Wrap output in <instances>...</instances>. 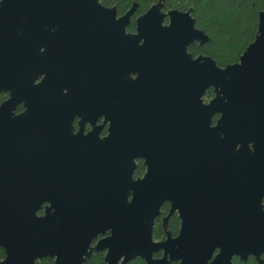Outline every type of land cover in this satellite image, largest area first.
I'll return each mask as SVG.
<instances>
[{
    "label": "flooded vegetation",
    "instance_id": "obj_1",
    "mask_svg": "<svg viewBox=\"0 0 264 264\" xmlns=\"http://www.w3.org/2000/svg\"><path fill=\"white\" fill-rule=\"evenodd\" d=\"M157 2L137 13L136 1L128 8L119 9L113 2L98 0L102 9L114 8L115 16H106L100 11L95 21L76 14L65 18L47 17L38 28L39 32L12 36L15 40L0 43V50L4 51L0 55V108L9 101L10 106L4 108L3 116L9 112L13 117L26 113L30 127L27 132L0 129V199L11 201L10 222L14 227L8 232L11 238H19L27 228L28 231L40 229L37 227L39 218L54 215L57 226L58 217L92 206L96 199L92 202L89 199L95 194V188L87 184L92 179L87 168L117 164V154L105 139L109 132L180 134L175 139L177 145L167 153L157 151L151 156L156 165L155 176L160 182L158 190L165 188L164 183L173 192L164 199L154 219L153 228L159 225L162 231L159 238H154L152 230L155 241L165 240L167 231L172 239L180 234L183 220L178 205L182 204L172 200L229 197L223 189L264 190L262 186H255L264 176L261 168L264 164L254 161L247 166L241 161L240 139L247 132L216 129L221 112L208 109L215 97V88L204 89L202 82L197 86L191 80L190 83L171 81L170 70L159 73L161 66L149 64L153 56L149 55L148 48L154 47V43H146L144 36L138 33L137 19ZM162 3V25L170 23L169 11L185 13L190 10L189 15L197 28L192 6L183 9L167 7L165 0ZM131 8L128 19H122ZM203 33L208 38L206 41L194 39L186 47L192 59L211 57L203 50L209 41V36ZM181 67L189 72L192 66ZM201 68V65L194 67V76ZM202 72L200 70V80L204 76ZM175 76L188 79L191 74L184 71ZM183 132L190 134L198 145L194 141L192 144L191 139L181 138ZM250 133L255 140L264 132ZM253 143L246 145L251 152L261 146ZM148 157L143 155L135 159L134 179H144ZM104 189L98 188L100 195ZM103 198L105 196L100 199ZM254 198L260 199L264 208V193ZM64 200L68 201L65 207ZM96 201L98 212L103 213L105 205ZM228 209L223 207L225 214L211 220L201 214L189 215L185 218L186 228L189 231L212 229L216 223L230 220ZM22 214L29 219H21ZM207 222L211 225H205ZM43 225L41 230L48 231L47 219ZM109 235V230L99 231L88 242L87 248L80 252L84 258L81 264L93 255L101 256L103 264H107L104 260L107 249L99 243ZM40 237L41 233H36L34 244H38ZM27 240L19 243V248L26 247ZM33 242L28 241V246ZM0 250L3 253L1 262L7 253L2 245ZM84 252H89V256ZM217 253L215 249L209 261ZM17 254L25 264H50L49 261L55 264L56 256H36L31 260L27 250H18ZM161 256L162 250L153 253V258ZM250 257L253 256L240 260L234 255L229 264L236 258L246 262ZM178 263L172 261L170 264Z\"/></svg>",
    "mask_w": 264,
    "mask_h": 264
},
{
    "label": "water",
    "instance_id": "obj_2",
    "mask_svg": "<svg viewBox=\"0 0 264 264\" xmlns=\"http://www.w3.org/2000/svg\"><path fill=\"white\" fill-rule=\"evenodd\" d=\"M162 1L158 0L137 19L138 33L144 36L146 43H154V47L148 48L149 55L153 56L149 64L161 66L159 73L170 70V76L173 74L169 79L171 81L185 80L190 83L191 80L197 86L202 82L204 89L213 86L215 97L210 101L208 109L221 112L216 129L221 132H247L240 139L241 161L247 166L254 161L264 164V133L257 135L255 140L250 133L264 132V10L258 15L256 35L239 60L220 68L211 57L192 59L186 52L187 45L194 39L202 42L208 39L202 30L195 28L194 19L189 15L190 10L185 13L169 11L171 21L168 25H162ZM132 10L122 19H128ZM100 11L106 16H115L114 8L102 9L98 0H0V43L15 40L12 36L39 32L38 28L47 17L65 18L76 14L80 18L86 16V19L95 21ZM3 52L0 50V55ZM187 65L192 66L189 72L187 68L181 67ZM200 65L204 74L201 80L200 70L197 69V75L194 76V67ZM184 71L191 74L188 79L175 76ZM9 106L10 102L6 101L5 106L0 108V129H21L27 132L30 127L27 125L26 113L13 117L9 112L6 117L3 116L4 108ZM182 135L183 139H191L187 132ZM179 136V133L174 132H109L105 139L117 154V164L113 163L110 167L96 165L91 170L87 168L92 178L91 183L87 184L95 188V194L89 200L92 202L95 198L105 205L103 213L98 212L97 201L94 200L92 206L84 210L79 208L76 214L68 212L58 217L57 226L54 222L56 216L48 215L38 219L37 227L40 229L28 231L27 228L19 238H11L8 233L14 228L10 222L13 213L9 207L11 201L0 199V245L4 246L7 253L0 264H25L18 257V250H27L31 260L36 256H56L55 264H81L84 258L80 252L87 248L88 242L99 231L105 230H109L110 235L102 239L99 245L107 249L104 258L107 264H124L136 257L144 260L145 264H170L172 261H178V264H229L234 255L240 260L253 256L257 264H264V208L261 200L254 198L264 193V190L223 189L224 194H230L229 197L216 200L209 197L172 200L182 204L178 205L183 220L180 234L172 239L167 231L165 240L153 239L154 219L160 205L172 191L164 183L162 186L165 188L158 190L160 182L155 176L156 165L151 156L157 151L167 153L172 146L177 145L178 140L175 142V139ZM189 141L192 143L194 140ZM189 141L187 145L191 144ZM249 142L261 146L251 152L246 148ZM195 144L198 145V141ZM143 155L150 156L146 159L148 172L144 179H134L135 159ZM261 168L264 169V165ZM101 186L105 188L102 195L98 190ZM255 186L264 187V176ZM101 196L105 198L100 199ZM62 203L65 207L68 201ZM223 207H229L230 220L218 222L214 228L202 231H189L186 228L187 216L201 214L211 220L212 217L225 214ZM20 218L29 219L26 214ZM46 219L48 231H43L41 228L45 226L43 223ZM205 225L210 226L211 223ZM36 233H41L38 244L33 242ZM25 240L26 247L19 248L18 244ZM31 240L33 245L29 247L28 241ZM215 249H218V253L209 261ZM160 250L162 256L153 258V253ZM84 253L86 257L89 256V252Z\"/></svg>",
    "mask_w": 264,
    "mask_h": 264
},
{
    "label": "trees",
    "instance_id": "obj_3",
    "mask_svg": "<svg viewBox=\"0 0 264 264\" xmlns=\"http://www.w3.org/2000/svg\"><path fill=\"white\" fill-rule=\"evenodd\" d=\"M117 4L119 9L128 8L133 1L138 3L137 13L145 11L157 0H105ZM167 7L186 8L192 6L195 25L203 30L209 41L203 47L218 65L236 62L247 45L253 41L258 26L259 12L264 10V0H165ZM162 234L159 225H154L153 237ZM3 255L0 250V257ZM264 258V254L262 255ZM48 263L51 264V261ZM85 264H103L101 256L93 255ZM127 264H143L135 258ZM231 264H257L253 257L246 262L237 258Z\"/></svg>",
    "mask_w": 264,
    "mask_h": 264
}]
</instances>
